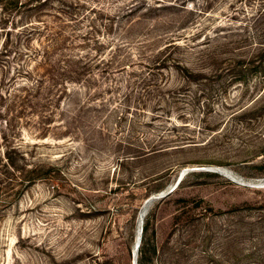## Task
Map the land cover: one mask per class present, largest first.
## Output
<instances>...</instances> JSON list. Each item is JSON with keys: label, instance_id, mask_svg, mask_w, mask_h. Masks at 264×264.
<instances>
[{"label": "rangeland", "instance_id": "rangeland-1", "mask_svg": "<svg viewBox=\"0 0 264 264\" xmlns=\"http://www.w3.org/2000/svg\"><path fill=\"white\" fill-rule=\"evenodd\" d=\"M144 1L67 0L73 14L56 2L17 21L10 16L6 54L7 31L0 28V69L14 76L22 64L32 61L35 68L26 45L31 26L40 30L31 36L35 48L60 32L78 45L127 44L128 11ZM262 1L222 0L211 10L228 44L225 57L232 58L235 39L264 42ZM242 43L236 53L245 50ZM207 74L185 83L169 110L147 104L120 119L125 107L118 91L106 111L114 115L85 121L77 132L59 115L45 131L28 113L7 129V139L0 130V264H140L141 258L145 264H264V70L246 82L232 71ZM182 81L173 71L167 85ZM115 82L98 73L86 84L102 91ZM109 96L97 98L98 106ZM135 112L144 123L130 145ZM155 141L163 150L138 152ZM9 147H19L27 163H58L57 177L38 180L17 197L20 174L6 166ZM146 222L149 244L142 254L138 240Z\"/></svg>", "mask_w": 264, "mask_h": 264}, {"label": "trees", "instance_id": "trees-1", "mask_svg": "<svg viewBox=\"0 0 264 264\" xmlns=\"http://www.w3.org/2000/svg\"><path fill=\"white\" fill-rule=\"evenodd\" d=\"M221 1L193 0L191 3L189 0L144 1L128 11L130 23L127 27L129 34L127 44L108 43L107 47L102 41L84 42L89 51L86 48L80 50V47L86 45H78L76 41H69L68 38L60 36L62 32L51 34L50 45L42 48L32 47V33L35 34L37 31L40 33V30L35 26L27 28L26 45L33 54L30 57L37 65L32 69V61L29 65L22 64L14 76L3 68L0 69V130L4 134V139H7V129L13 126L18 117L26 113L37 118L36 126L45 131L55 122V116L59 115L63 117L69 131L74 129L77 132L85 121L93 123L94 118L101 120L113 116L112 110L106 111L112 104L111 101L118 97L116 94L118 91L123 93L125 107L120 119L127 120L125 116L131 114V110L137 109L138 106L154 104L155 107H165L168 110L173 108L184 95L182 94L186 90L184 84L208 78L209 71H213L217 76L223 71H232L246 82L245 78L249 74L264 70V42L249 43V38L245 37L242 43L241 40L235 39L232 42L234 43L232 58L225 57L228 44L221 35V26H214L216 14L211 15V10ZM56 2L66 7L65 12L73 14L70 10L72 6L67 4V0H0V10L3 12L0 17L2 25L0 28L7 31L6 47L2 54L9 52L8 35L12 28L6 24L10 16L16 17L13 20L17 21L26 12L39 11L42 7ZM195 2H198V7ZM262 2L264 3V0ZM199 19L201 22L197 23ZM17 38L19 40L21 35ZM240 43L245 50L236 53L235 50ZM106 47L111 49L103 53L102 50L107 49ZM92 50L96 54L93 55ZM133 50H136L137 55L133 56ZM97 53L99 57L101 54L104 55L97 58ZM18 55V58H24L23 52L20 51ZM92 57L96 58L93 60ZM173 71L183 80L175 88L168 86L169 73ZM98 73L116 80L114 86L101 91L86 84L90 76ZM80 87H83V91ZM4 90L7 91L6 94ZM107 93L112 99L108 102L103 101L101 106H98L97 98L104 97ZM203 97L204 91L195 96L197 102ZM132 103L134 105H131ZM132 115L134 119L133 121L131 119V127L136 129L130 136V145H134L140 139V130L137 127L141 128L139 124L144 123L137 112ZM147 136L151 138L152 134L148 132ZM161 140L165 144L168 142L165 137ZM157 146L155 141L148 148L142 145L137 147L140 148L138 152L147 150L144 153L146 155L163 150ZM182 146L183 144H177L175 148H183ZM5 159L6 166L14 173L20 174L14 177L17 197L38 180L56 178L59 170L58 163L50 164L45 161L27 163L29 160L19 147H9L5 151ZM178 218L180 220V217ZM147 233L148 222L143 226L139 246L142 254L146 252L149 244ZM156 249L154 247V251ZM139 263L145 264L144 259L141 258Z\"/></svg>", "mask_w": 264, "mask_h": 264}, {"label": "water", "instance_id": "water-1", "mask_svg": "<svg viewBox=\"0 0 264 264\" xmlns=\"http://www.w3.org/2000/svg\"><path fill=\"white\" fill-rule=\"evenodd\" d=\"M143 221V220H142ZM141 243V237H139V240H138V245Z\"/></svg>", "mask_w": 264, "mask_h": 264}]
</instances>
